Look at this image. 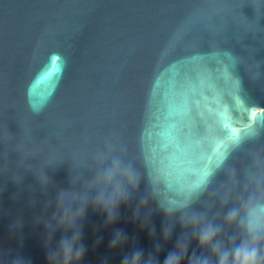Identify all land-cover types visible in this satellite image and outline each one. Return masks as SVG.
Returning a JSON list of instances; mask_svg holds the SVG:
<instances>
[{
    "label": "water",
    "instance_id": "95a60500",
    "mask_svg": "<svg viewBox=\"0 0 264 264\" xmlns=\"http://www.w3.org/2000/svg\"><path fill=\"white\" fill-rule=\"evenodd\" d=\"M250 198L264 203V0H0V264H69L62 242L70 264L185 246L181 264H220L247 242Z\"/></svg>",
    "mask_w": 264,
    "mask_h": 264
},
{
    "label": "clouds",
    "instance_id": "9594fccd",
    "mask_svg": "<svg viewBox=\"0 0 264 264\" xmlns=\"http://www.w3.org/2000/svg\"><path fill=\"white\" fill-rule=\"evenodd\" d=\"M235 143H240V138L237 137ZM226 155L223 154L219 158V163L217 166L222 164L226 159ZM128 183L135 186H138L139 180L132 175L127 173ZM213 175L211 169L205 168L199 174L196 180H194L189 185V193H193L201 190L209 180V177ZM113 175L111 173L106 177L107 183H112ZM118 195L120 196V201H111L109 205L101 206L105 208V211L111 210L114 211L118 204L123 202L126 203L127 200L124 196L122 190L118 189ZM245 215L243 219L239 221L243 231L246 234L247 242L242 241L239 245L235 246L232 253L230 254L231 258L229 259V254L224 253L220 257V264H264V259L260 255V244L264 243V203H261L253 198H250L244 205ZM173 209H165L166 214H170ZM229 222L237 221V214L232 212L228 217ZM216 232L211 227L207 230H202L197 237L198 243L201 247L209 246L212 244ZM122 242V241H121ZM119 242V243H121ZM119 243H114L112 246L116 247ZM62 252L66 262H69L73 259V246L71 244H66L62 242ZM84 253L83 250H76L75 259L78 262L82 259ZM187 255V247H183L180 252H170L165 258L164 264H181V260ZM195 254L190 258L189 264H193ZM51 264V261H50ZM123 264H145L143 260L142 253L137 251L134 252L130 258V261L126 258Z\"/></svg>",
    "mask_w": 264,
    "mask_h": 264
},
{
    "label": "snow or ice",
    "instance_id": "6c2138e0",
    "mask_svg": "<svg viewBox=\"0 0 264 264\" xmlns=\"http://www.w3.org/2000/svg\"><path fill=\"white\" fill-rule=\"evenodd\" d=\"M233 99H234V101H235V104H236L237 106H239L240 102L237 101L235 97H233Z\"/></svg>",
    "mask_w": 264,
    "mask_h": 264
}]
</instances>
